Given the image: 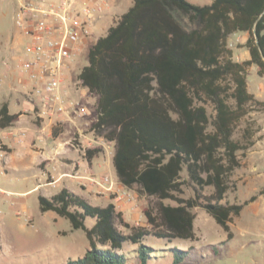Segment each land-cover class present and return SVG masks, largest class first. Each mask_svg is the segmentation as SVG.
Wrapping results in <instances>:
<instances>
[{
  "label": "trees",
  "instance_id": "obj_1",
  "mask_svg": "<svg viewBox=\"0 0 264 264\" xmlns=\"http://www.w3.org/2000/svg\"><path fill=\"white\" fill-rule=\"evenodd\" d=\"M238 33L249 35L241 46L250 54L244 61H235L228 46L230 36ZM88 56L78 80L98 96L91 131L114 143L119 181L158 202L145 211L149 226L144 227L125 222L114 203L93 205L66 187L49 197L39 195L42 213L53 211L68 219L90 242L84 257L67 264H126L120 253L126 242L140 245V262L147 264L154 252L144 244L148 237L197 240L198 207L231 238L234 217L258 198L224 202L230 176L242 165L239 152L254 145L249 129L244 143L235 138L236 128L254 106L264 108V101L248 89L250 67L257 66L264 76V0H213L205 5L133 0ZM207 104L213 106L212 115ZM19 117L3 102L0 129L13 126ZM60 133L53 129L55 138ZM99 152L87 150V159ZM187 186L194 188V196H183ZM206 188L212 192L204 194ZM87 217L95 219L90 228ZM172 250L173 264H183L192 248Z\"/></svg>",
  "mask_w": 264,
  "mask_h": 264
},
{
  "label": "rangeland",
  "instance_id": "obj_2",
  "mask_svg": "<svg viewBox=\"0 0 264 264\" xmlns=\"http://www.w3.org/2000/svg\"><path fill=\"white\" fill-rule=\"evenodd\" d=\"M189 1L205 5L211 3L212 0ZM128 5L129 1L122 0L115 9L116 14L111 15V24L120 18V14L128 10ZM16 6L17 0H0V107L3 102L7 101L10 111L20 114L19 120L22 123L27 124L29 128L40 130L46 136L49 132L43 130L44 121L39 120L36 112L30 108L27 102L28 97L25 94L26 87L22 83V76H24L20 66L22 43L19 37L20 30L14 21ZM106 22L103 21V23ZM102 24L98 23L94 27L89 42L83 46L72 66L68 85L72 89V86L76 84L78 93H73L72 97L81 101L87 113L86 115L76 114L72 119H66L60 126L53 125V128L57 127L61 130L66 127L62 135L63 140L68 139L73 133V123L84 128L86 123L80 122L81 119L89 123L97 119L98 96L90 93L78 82V74L88 64L91 45L96 38L104 35ZM248 36L247 33L230 36L228 46L233 50L235 61L250 58L249 51L241 47L246 43ZM248 89L256 98L264 101V76L258 74L257 66L249 68ZM207 107L212 115L213 106L207 104ZM91 127L89 125L83 131V138L79 139V134H76L68 143L60 147L63 150H76L79 158L85 161V165L82 166L77 162L72 172L69 164L74 163L75 160L59 158L54 160L55 163L50 166L47 161L38 164V168L44 172L43 175L40 170H33L28 175L12 170L3 171L4 174H0V187L7 191L3 194L4 191L0 189V264H67L86 255L91 246L82 229H73L68 219L60 217L53 211L42 213L40 210L38 196L41 194L51 196L54 192L60 191L62 187L69 186L77 193L87 195L93 205L107 206L110 202L115 206L120 205L116 207L117 212H120L125 222L131 226H149L145 211L155 207L158 200L141 194L137 186L129 189L119 181L113 164L114 143L96 136L91 131ZM246 129L252 133L254 145L247 151L239 152L242 165L230 176L231 188L224 202L242 204L254 195H258V198L246 205L241 215L234 217L230 223L233 236L230 238L209 213L198 207L194 209L197 240L167 241L148 237L144 244L152 247L154 252L147 264H173L172 248L174 247L183 250L192 248L183 264H264V195H260L261 190L264 189L263 107H253L252 111L238 124L235 138L245 143ZM88 149L100 150L92 161L87 159L86 150ZM6 151L9 150L6 149ZM67 162L68 164H65ZM58 167L64 172L75 173V170L80 171V169L82 171L78 177H75L76 179L69 175L57 177L56 172L60 169ZM1 170L0 168V172ZM183 174L186 176L185 172ZM105 175L110 176L115 182L116 187L113 191H107L106 185L102 184L101 178ZM69 180H72V183ZM38 181L46 186L43 184L37 190H32L26 195L21 194L36 187ZM118 187L125 188L120 192L121 196L124 193H131L130 199L119 200ZM211 192L212 188H206L203 191L204 194ZM194 194V188L187 186L183 196L189 198ZM19 198H26L27 212L21 211L19 206L12 205L11 202H17ZM164 203L175 205V202L170 200H165ZM94 224L95 219L87 217L86 225L90 228ZM117 224L122 231L129 232L120 222ZM139 247L140 245L131 242L124 243L120 253L127 257L126 264H141L138 254Z\"/></svg>",
  "mask_w": 264,
  "mask_h": 264
},
{
  "label": "built area",
  "instance_id": "obj_3",
  "mask_svg": "<svg viewBox=\"0 0 264 264\" xmlns=\"http://www.w3.org/2000/svg\"><path fill=\"white\" fill-rule=\"evenodd\" d=\"M115 2L17 0L14 21L22 38V83L26 87L27 102L39 120L60 126L76 114L86 115V107L72 97L78 89L76 84L69 88V76L83 46L89 42L96 22L110 11ZM9 133L18 143H25L26 131L12 128ZM79 137L83 138L84 134H79ZM101 181L107 191L116 187L108 175L102 176ZM122 189L125 188H117L118 199H130L131 193L120 195Z\"/></svg>",
  "mask_w": 264,
  "mask_h": 264
},
{
  "label": "crops",
  "instance_id": "obj_4",
  "mask_svg": "<svg viewBox=\"0 0 264 264\" xmlns=\"http://www.w3.org/2000/svg\"><path fill=\"white\" fill-rule=\"evenodd\" d=\"M127 1H129V5H128V9H129L133 5V0H127ZM212 1H211V3H212ZM121 2H122V0H116L114 6L110 9V11L106 15L102 16V18H100L96 22V25H97L98 23L102 24L103 21H107L106 23L102 24V30H103L104 35L106 34L108 28L112 25L110 23L111 15L116 14L115 9L121 4ZM211 3H209V4H211ZM120 15H122V14H120ZM108 20H109V22H108ZM96 25H95V27H96ZM104 29H105V31H104ZM19 37H20V35H19ZM99 38L100 37L96 38V40L93 42V44ZM20 39L22 40V38H20ZM85 94L86 93H84V95ZM83 121H84V123H86V126L84 128L79 127L77 125V123H73V125H74L73 133L66 140H63V138H62V135L64 134L66 127L63 130H61V133L59 134L58 137L55 138L53 136L54 137L53 138L52 135H53V129L54 128H53L52 123L49 121H44L45 127L43 130H45V131L48 130V132H49L48 135H46V136L43 135L44 133H41L40 130L37 131L36 129L27 127V124L22 123L20 120H18L11 127H7L5 129H0V168L2 169L0 174H4L3 171L7 172L9 170H12V171H16L18 173L22 172L24 175H28L33 170H40L38 168L39 163L47 161L48 166H50L51 164L55 163L54 160L59 159V158L75 160L74 163L69 164L72 167V168H69L71 172H72V170L75 169L77 162L81 166L85 165V161L83 159L79 158V153L76 150H70L69 151L67 149L63 150V148H60V147H62V145L68 143L74 135L82 134L83 131H85L86 127H88L89 125L92 126L96 120H94V121L91 120L90 123H89V121H86L84 119L80 120V122H83ZM12 128L17 129L18 131H21V130L26 131L27 134H26L24 144L18 143L16 141V138L9 133L10 129H12ZM47 136L50 139L47 138ZM6 149H8L9 151H6ZM57 155H59L58 158H57ZM65 164H68V162ZM57 166H58V164H57ZM58 168H60V167H58ZM40 171L43 175L44 172L42 170H40ZM80 171H82V170L80 169ZM80 171L75 170V173H70V172H66V171L64 172L60 168L59 170H57L56 176L59 177L62 175H69V176L74 177V179H76L75 177H78L80 175ZM61 179H65V178H61ZM65 181H67V180H65ZM69 181L71 182L72 180H69ZM40 182L41 181H38V185L36 187H34L33 189L25 191L21 194L26 195V194L30 193L32 190H37L38 188H40L44 184V183H42V182L40 183ZM73 183H75V182H73ZM63 188L64 187H62L61 189H63ZM66 188H69L70 190L77 193V191H75L73 188H71L69 186H67ZM0 189L2 191H4L3 194H6L5 189H3L1 187H0ZM61 189H59V190H61ZM56 193L57 192H54L52 195H54ZM77 194H79V193H77ZM80 195H82L89 202H91V200L88 199L87 195H83V194H80ZM11 203L14 206H19L20 210L23 212L28 211V207H27L28 203H27L26 198H19V200L17 202L12 201Z\"/></svg>",
  "mask_w": 264,
  "mask_h": 264
}]
</instances>
